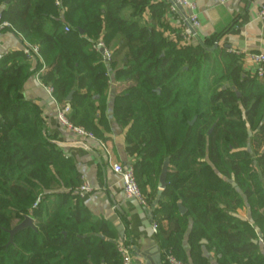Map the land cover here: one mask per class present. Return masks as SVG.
Masks as SVG:
<instances>
[{"label": "trees", "instance_id": "trees-1", "mask_svg": "<svg viewBox=\"0 0 264 264\" xmlns=\"http://www.w3.org/2000/svg\"><path fill=\"white\" fill-rule=\"evenodd\" d=\"M60 1L0 0V22L39 47L41 81L103 143L113 144L114 91L112 116L150 205L170 159L153 211L162 251L184 264H264V76L216 40L166 35L168 0ZM99 40L110 63L93 48ZM33 72L24 50L0 58V264H123L119 230L84 205L76 163L24 98ZM247 207L249 219L238 214ZM27 216L34 226L10 243Z\"/></svg>", "mask_w": 264, "mask_h": 264}, {"label": "crops", "instance_id": "crops-1", "mask_svg": "<svg viewBox=\"0 0 264 264\" xmlns=\"http://www.w3.org/2000/svg\"><path fill=\"white\" fill-rule=\"evenodd\" d=\"M192 1L196 5L195 13L200 22L193 41L203 43L210 39L216 40L219 45L241 54L243 69L255 73L256 65L246 55L264 53V22L259 17L264 0ZM183 16L182 9L178 13L168 11L165 14L162 22L166 35L175 36L177 32L184 30ZM29 45L13 29H0V58L8 52L25 51ZM29 58L34 72L24 83V98L36 109L41 128L51 142L57 144L67 157L73 158L82 179L92 186V193L82 198L84 205L92 214L113 221L120 233L119 241L124 240V243L131 247L132 264H139L134 248L142 252L160 248L163 260L161 244L157 232L153 230V213L148 212L149 208L141 206L136 200L124 196L120 177L109 165L110 159L125 165L133 162V158L126 152V130L119 126L112 116L114 91L108 101L113 144L104 143V148L100 144L101 141L82 140L59 122L58 113L63 106L39 77L40 66L44 61L42 58ZM116 61L120 60L116 57ZM109 76L115 87V74L111 68ZM238 214L245 219L250 218L248 207L239 210Z\"/></svg>", "mask_w": 264, "mask_h": 264}, {"label": "built area", "instance_id": "built-area-1", "mask_svg": "<svg viewBox=\"0 0 264 264\" xmlns=\"http://www.w3.org/2000/svg\"><path fill=\"white\" fill-rule=\"evenodd\" d=\"M170 3V10L173 13H178L180 10H184V33L186 34V40H192L196 36V28L199 26V18L195 13L196 5L192 0H168ZM56 4L60 5L61 1L56 0ZM259 17L264 22V4L261 6L259 10ZM1 28H9L12 29L11 25L8 22H0V29ZM66 30L69 31V27H66ZM93 48L95 50L101 51L103 50L102 54L105 58L107 63L112 61V51L107 48L103 40H99L98 42L93 44ZM233 51V50H231ZM25 53L28 57H36L39 60L41 59L39 53V47L29 45L25 48ZM255 65H256V73L262 77L264 76V53H250L246 55ZM45 68V65L42 63L40 66L39 73L42 72ZM49 92H53V88L48 86ZM70 113V106L66 104L61 108L58 113V120L59 122L71 129L75 134L83 139H96L95 136L80 126H74L68 119V114ZM101 146L106 148L103 142H100ZM264 149V147H263ZM109 165L112 171L120 177V182L122 185V191L124 196L127 199L136 200L141 206L150 208V203L148 201L147 196L142 192L136 176L134 168L131 164L125 165L120 162H113L111 159L109 160ZM93 188L90 183L82 179V183L79 187H77L76 192L80 198H84L90 193H92ZM40 197L38 198L37 202L35 203V207L40 202ZM158 226L156 223L153 222V230L157 232ZM118 251L121 253L123 258V264H132V255H131V247L124 243V240H120L118 243ZM163 264H184L181 260L175 257L170 251L163 252Z\"/></svg>", "mask_w": 264, "mask_h": 264}, {"label": "water", "instance_id": "water-1", "mask_svg": "<svg viewBox=\"0 0 264 264\" xmlns=\"http://www.w3.org/2000/svg\"><path fill=\"white\" fill-rule=\"evenodd\" d=\"M9 1L10 0H7V3ZM81 33H84V30H81ZM100 52L102 53L103 50H101ZM72 97H73V92H71L69 94V96L67 97V101L70 102L72 100ZM252 134H253L252 131H249V136H252ZM169 163H170L169 158H167L163 163L162 171H161L160 178H159L157 198L153 201V203L151 204V207L149 209H147L148 212L153 213L157 204L159 203V200H160L164 190L168 186L167 176H168ZM178 208H179V212L181 214H184L187 211L186 207H184L182 203L178 204ZM30 226H34V219L30 216H27L23 222H21L14 229L9 231L10 235H11L10 243L13 242L14 236L17 233H19L20 231H22V230H24ZM102 238L104 239L105 237L102 236ZM134 249L137 252V259L139 260V264H163L160 248H156L154 250L144 251V252H142L138 248H134Z\"/></svg>", "mask_w": 264, "mask_h": 264}, {"label": "rangeland", "instance_id": "rangeland-1", "mask_svg": "<svg viewBox=\"0 0 264 264\" xmlns=\"http://www.w3.org/2000/svg\"><path fill=\"white\" fill-rule=\"evenodd\" d=\"M147 196H148V195H147ZM150 206H151V205H150ZM259 238H260V241H261L262 247H264V243H263L264 240H263V238H262L261 236H260Z\"/></svg>", "mask_w": 264, "mask_h": 264}]
</instances>
